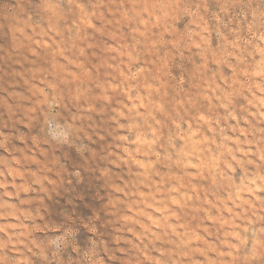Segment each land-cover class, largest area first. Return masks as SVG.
<instances>
[{"label":"rangeland","instance_id":"rangeland-1","mask_svg":"<svg viewBox=\"0 0 264 264\" xmlns=\"http://www.w3.org/2000/svg\"><path fill=\"white\" fill-rule=\"evenodd\" d=\"M0 264H264V0H0Z\"/></svg>","mask_w":264,"mask_h":264}]
</instances>
